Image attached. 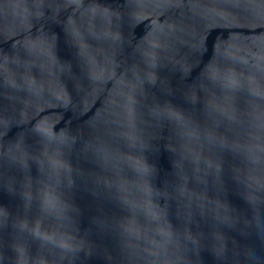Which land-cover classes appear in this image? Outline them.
<instances>
[{
    "label": "water",
    "instance_id": "1",
    "mask_svg": "<svg viewBox=\"0 0 264 264\" xmlns=\"http://www.w3.org/2000/svg\"><path fill=\"white\" fill-rule=\"evenodd\" d=\"M0 264H264V0H0Z\"/></svg>",
    "mask_w": 264,
    "mask_h": 264
}]
</instances>
